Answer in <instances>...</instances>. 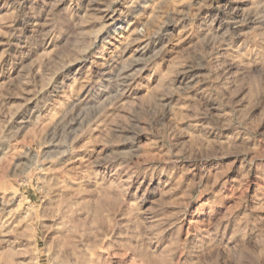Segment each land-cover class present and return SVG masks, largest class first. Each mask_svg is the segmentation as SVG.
Here are the masks:
<instances>
[{
    "label": "rangeland",
    "instance_id": "374dc122",
    "mask_svg": "<svg viewBox=\"0 0 264 264\" xmlns=\"http://www.w3.org/2000/svg\"><path fill=\"white\" fill-rule=\"evenodd\" d=\"M0 264H264V0H0Z\"/></svg>",
    "mask_w": 264,
    "mask_h": 264
},
{
    "label": "bare ground",
    "instance_id": "6f19581e",
    "mask_svg": "<svg viewBox=\"0 0 264 264\" xmlns=\"http://www.w3.org/2000/svg\"><path fill=\"white\" fill-rule=\"evenodd\" d=\"M103 51V50H102Z\"/></svg>",
    "mask_w": 264,
    "mask_h": 264
}]
</instances>
